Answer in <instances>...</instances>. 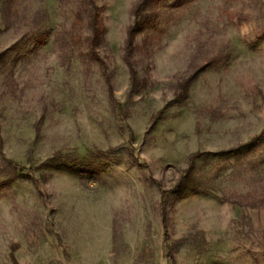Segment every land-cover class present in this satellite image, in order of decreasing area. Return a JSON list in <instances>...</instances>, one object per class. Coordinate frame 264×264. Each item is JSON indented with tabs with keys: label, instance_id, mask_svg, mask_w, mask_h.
<instances>
[{
	"label": "rangeland",
	"instance_id": "obj_1",
	"mask_svg": "<svg viewBox=\"0 0 264 264\" xmlns=\"http://www.w3.org/2000/svg\"><path fill=\"white\" fill-rule=\"evenodd\" d=\"M142 1L0 0V264H264V0Z\"/></svg>",
	"mask_w": 264,
	"mask_h": 264
},
{
	"label": "trees",
	"instance_id": "obj_2",
	"mask_svg": "<svg viewBox=\"0 0 264 264\" xmlns=\"http://www.w3.org/2000/svg\"><path fill=\"white\" fill-rule=\"evenodd\" d=\"M148 0H143L142 2H140L135 10V17H137L140 9L142 8V6L147 2ZM92 8V13L93 15L91 16L89 22H88V27L90 30V37L87 39V44L89 47V53L92 56V58L100 65V66H104L102 60L100 59V57L98 56L97 52L95 51L94 47H95V43L96 41L99 39L100 34H101V28L98 24L97 21V12H96V7L93 5H91ZM141 23L139 22V20L135 19L133 24L128 28L127 30V44L130 45L133 36L140 31L141 29ZM129 72L133 75V71L131 68H129ZM189 81V80H188ZM188 83V82H187ZM186 82L181 86L182 88L185 87ZM196 156H191L190 157V166L187 169V172L185 174V177L183 179H187V176H189V171H191L192 169V163H193V159Z\"/></svg>",
	"mask_w": 264,
	"mask_h": 264
}]
</instances>
